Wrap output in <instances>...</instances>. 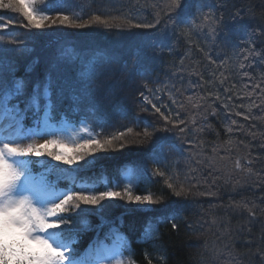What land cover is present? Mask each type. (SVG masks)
Instances as JSON below:
<instances>
[{
  "label": "trees",
  "instance_id": "trees-1",
  "mask_svg": "<svg viewBox=\"0 0 264 264\" xmlns=\"http://www.w3.org/2000/svg\"><path fill=\"white\" fill-rule=\"evenodd\" d=\"M122 1L127 2L126 0H64L65 6L60 7L57 0H50L56 7L57 13L80 12L85 21L92 13L126 14L134 22L153 20L155 11L153 5L157 4L155 0H135L129 5L121 3ZM202 2L211 3V12L218 21L214 40L212 35H209L208 28L196 35L200 47L187 44L179 31H174L171 26L163 28V21L158 25L159 34L156 29L149 31L129 29L126 26L68 28L46 25L43 29L28 30L13 25L7 30L26 33L17 36L16 39L22 41L20 46L29 48L30 52L2 54L4 61L2 71L6 82L11 84L13 79H22L26 82V92L30 94L37 82L51 75L57 90L59 87L64 88L60 111L68 112L70 117L73 90L75 89L78 94L79 89L84 85L78 82V72L81 68L79 60L73 65L59 63L57 58L60 51L65 47H71L81 53L85 60L91 59L98 51L105 53L107 59L99 63L96 78L89 85L96 117L99 119L93 121L88 118V124L92 131L99 132L101 131L99 120L107 121L103 128L104 135L99 138L101 142L109 139V133L115 129L126 130L124 125L129 123L134 128V132L129 133L123 142L113 141L106 150L85 155L76 165H64L51 160L50 157L40 159L48 160L52 165L59 164L61 168H84L85 170L78 174L87 179L103 174L109 178L111 184H118L115 191H120L122 194L125 189L124 177L119 167L130 166L136 170H143L134 176L133 195H152L154 200L159 201L158 203L143 209L140 204L129 202L126 198L105 199L100 201L99 205H81L86 211L81 213L80 210H76L80 214L69 225V228L76 230V233L82 236L84 244H86L85 236L92 234L93 229L101 225H120L121 230L127 234L133 244L131 254L128 255L131 259L129 264H149V262L151 264H221L228 261H231V264H259L258 258H255L256 253L259 248H264V214L257 211L256 215L250 218L243 207H229L226 202L228 200L224 202L219 192L220 189L225 188V182L230 184L232 191L238 195L233 205L247 204L249 208L255 205L257 209H264V190L259 188L260 186L264 188L263 169H258L254 173H241L240 177L236 176L237 178H231L224 170L217 171L216 176L213 173L209 175L211 169L204 170L203 179L207 182L205 185L211 187L210 181L215 182L211 190L216 192V195L206 196L210 199L208 202L202 201L198 194L176 196L174 190L167 186L165 177L152 175L153 170L160 167L166 175L171 176L172 173L167 171V168L174 164V169L181 171L180 179L173 182L175 190L178 191L180 186L189 187L183 176L187 170L184 161L188 156L182 159L179 151L171 152L168 156V145L176 144V140L168 137L169 132L156 131L147 138L142 135L145 126L162 124V121H158L150 114V106H148L149 112L140 111L142 100L140 93L147 94L144 88L145 82L152 88L167 84L172 94L186 104L187 110L181 112V118H184V112L198 116L195 110L198 108L193 107V104L198 102L202 106L210 104L215 108L217 114L208 115L207 120L218 117L220 120L216 125L235 120L237 123L234 125L239 128V132L236 136L231 133L218 135L223 136L221 139L225 142L222 143L223 145H215L218 146V151L233 152L232 155H241L245 158L250 155L257 156V153L252 152L258 149L256 142L250 143L248 140H264V112L256 107L261 103L264 94L260 89L253 87L254 84L259 83L261 88H264V0H183L178 10L181 24L198 15L197 8ZM160 3H163V0H160ZM203 12L207 14L209 9L204 8ZM0 16L22 20V17L10 11L0 10ZM5 47L11 48L9 45ZM200 48H204V52H201ZM252 48L259 55L252 56L246 51H241ZM245 55L248 59H244ZM209 57L216 63H211ZM224 61L226 63H223ZM127 63L129 64L126 65ZM54 64L57 66L53 67ZM241 64L244 67H241ZM221 80L224 81L223 85L220 83ZM225 88H230L231 91L226 93ZM217 92L221 95V101L230 105L233 113L240 112L241 115L233 114L229 118L222 103L214 101V98L209 96L210 93ZM249 92L253 95L248 96ZM189 96L193 97L191 104L187 101ZM200 97H208V99L203 101L199 99ZM229 97L230 99H227ZM24 99L26 97L20 98L21 101ZM161 100L175 109L168 99L167 91L161 94ZM241 104L243 107H239ZM20 107L24 108L22 102ZM122 109L129 113L128 119L121 117ZM249 109L256 119L244 120L243 117L249 114ZM84 115L81 113L74 117L75 121L79 123L81 116ZM133 117H139L141 122L139 127L133 125L136 123ZM32 122L29 113L25 123L30 125ZM205 122L199 119L197 126ZM248 125H256L263 132L249 133V127H246ZM149 131H152L151 127ZM135 132H141V135L137 136ZM205 137L204 131L193 132L190 129L187 134V140L192 144L201 141L214 144V141H206ZM153 138L160 140L154 141ZM141 140L142 143L139 142ZM161 144L164 145V150L162 154L158 153V156L167 157L168 167L156 164L151 159L154 149ZM231 154L228 157H231ZM258 157L263 160L261 155ZM262 163L264 165V160ZM227 169L233 167L227 164ZM30 171L32 175V173L44 172L45 169L39 164H32ZM192 175L200 174L192 173ZM249 178L255 183H245ZM47 180L49 184H56L57 189L62 186L61 184L67 183L65 180L57 181L56 176L51 173L48 174ZM237 181L240 183L238 184ZM201 188H205L204 184L200 186V191ZM101 191L104 190H98L94 194L98 195ZM209 202L214 203V206ZM84 223L88 226H84ZM173 224L176 227H173ZM78 229L83 231L79 233ZM210 229L215 238L216 249L209 252L205 249L209 237H204V234ZM228 243L233 246L232 256L227 255L225 247ZM238 256L242 260L232 258Z\"/></svg>",
  "mask_w": 264,
  "mask_h": 264
},
{
  "label": "snow or ice",
  "instance_id": "snow-or-ice-1",
  "mask_svg": "<svg viewBox=\"0 0 264 264\" xmlns=\"http://www.w3.org/2000/svg\"><path fill=\"white\" fill-rule=\"evenodd\" d=\"M183 0H163V3L154 4V18L152 21L134 22L126 14L112 15L108 13H92L85 21L80 12H72L71 14L60 13L53 16L50 9L53 4L50 0H0V10L10 11L22 17V20H13L9 17L0 16V264H82L75 258V250L66 243L70 239L72 229L69 228L70 223L81 213L86 211L81 205H99L100 201L118 197L127 199L129 202L138 204L152 205L158 203L152 195H133L129 187H125L123 194L120 191L106 190L101 191L98 195L92 192L81 191L86 188L85 184H78V173L84 171V168H61L59 164L52 165L50 161L44 159H33L50 157L51 160L58 161L64 165H76L83 160L85 155H92L97 151L106 150L111 146L113 141L120 140L123 142L129 133L134 132L133 127H127L126 130L115 129L109 133L110 138L101 142L97 137L103 136V128L107 123L106 120H99L101 131L92 134L88 118L93 121L99 119L96 117V108L91 99L89 85L95 80L97 75V66L107 57L102 51H98L92 55V58L85 60L81 53L71 47H65L60 51L57 58L59 63L73 65L77 60L80 63L78 72V82L83 83L78 91L73 90L71 96L72 106L68 112L60 111V102L64 97V88L57 86L51 75L45 77L43 81L36 83L31 93L26 92V82L22 79H13L8 84L3 75V58L2 54L7 52H18L26 54L30 52L27 47H21L22 41L16 39L17 36L26 33L7 31L13 25L24 29H43L45 26H63L85 28L92 26H103L105 28H123L128 27L144 30L156 29L157 34L160 32L158 25L162 24L163 28L171 26L174 31L178 30L180 36L185 38V42L189 45L200 47L197 42L196 35L201 33L203 29H209V35L215 39L216 25L218 18L214 17L211 3L202 2L198 5V15L186 20L183 24L178 19V10L182 6ZM60 7H64V0H57ZM47 5V9L44 7ZM204 8H208L209 12L205 14ZM83 9H81L82 11ZM239 16V13H237ZM12 37L9 39V37ZM5 45H14L13 48H7ZM204 52V48H200ZM252 56L259 55L252 49H243ZM244 59H248L245 55ZM211 63H216L209 57ZM223 63H226L224 61ZM57 65H53L56 67ZM222 66V65H221ZM241 67H244L241 64ZM223 75V73H221ZM226 79V78H225ZM207 83V82H205ZM223 85L224 81H220ZM254 88L260 89L264 94V88L261 84L253 85ZM146 92H141L142 97L140 111L149 112L158 121H162L160 126L155 124L147 125L143 128L142 135L147 138L156 131L176 132L183 143H188L187 134L190 129L193 132H203L211 128L210 123H200L199 126L197 116L188 113V117L181 118V112L186 111V104L178 100L169 90L167 84H163L156 88L149 87L148 83H144ZM167 91L168 99L171 101L175 109L169 107L161 100V94ZM224 91L230 92V88ZM248 96L253 93H247ZM210 97L214 101H220L229 118L234 114L240 116V112H232L230 105L221 101V95L210 93ZM21 97H26L23 101ZM200 100L206 101L208 97H200ZM227 99H230L227 98ZM188 103L193 102V97H187ZM24 104V108L20 107V103ZM83 106V107H82ZM195 108L203 107V111L197 115L201 121H207L208 115H216V110L212 105L202 106L200 103L193 104ZM243 107V105H239ZM256 107L264 112V98ZM163 109V110H162ZM178 109V110H177ZM31 113L32 126H27L25 120L29 118ZM84 113L79 123L80 128L75 125L74 117ZM123 119L129 118L126 110H121ZM244 120L256 119L249 114L244 115ZM139 127V117L132 118ZM232 124H236L235 120H231ZM149 127L152 131H149ZM231 133L233 129H226ZM86 133V135H81ZM140 136L141 132H135ZM254 135V134H253ZM79 137V138H77ZM42 141V142H40ZM139 142H143L142 140ZM231 143V140H229ZM200 148L199 153H189V157L184 161L187 170L183 173L184 179L188 182L189 187L180 186L176 191L174 181L180 179L181 174L173 171L174 164L169 167L172 175L168 176L160 167H156L152 175L165 177V182L169 188H172L176 196L188 195H208L215 196L216 192L208 186L204 191L199 188L207 182L203 179V171L211 169V175L215 171L224 170L231 175V171L227 169V160L229 157L220 156L218 146L213 147V156L208 157V163L205 164L203 159L196 161L198 165H202L203 169L193 167L191 160L203 153V141L200 144H192V148ZM169 155L174 151H182L175 144L168 145ZM164 145L161 144L152 153L151 159L156 164H167V157L157 153H163ZM251 163V161H249ZM39 164L45 169L41 173L38 180L32 177L30 166ZM86 167V166H85ZM233 168L244 171L239 159L233 161ZM143 170L129 168L126 175L129 180L138 175ZM251 173V169H247ZM54 174L57 181L65 180L69 182V190L67 192L58 191L56 184H49L47 180L48 174ZM192 173H199V176H193ZM255 183L249 178L245 183ZM214 183V181H213ZM239 184L240 182L237 181ZM242 186V185H241ZM68 187V185H66ZM195 189L196 191H193ZM229 207H243L249 217H254L257 211L264 214V209H257L255 205L249 208L247 204L229 205ZM173 227H176L173 224ZM255 247V245H249ZM259 264H264V248H259L256 253ZM151 264V262H149ZM221 264H231V261L221 262Z\"/></svg>",
  "mask_w": 264,
  "mask_h": 264
},
{
  "label": "bare ground",
  "instance_id": "bare-ground-1",
  "mask_svg": "<svg viewBox=\"0 0 264 264\" xmlns=\"http://www.w3.org/2000/svg\"><path fill=\"white\" fill-rule=\"evenodd\" d=\"M128 64L129 63H127L126 65H128ZM195 110H196V112L198 114V113H200V112L203 111V108H198V109H195ZM183 117L184 118H187L188 117V112H184L183 113ZM197 119L199 121L200 117L197 116ZM219 120L220 119L218 117H215V118L208 119L205 122V123H210L211 124V128L210 129H206L204 131L205 134H206L205 140L206 141L207 140L214 141V144L203 143V153H202V155H198V156H196L195 158H193L191 160V164H192L193 167L201 168L202 165H198L196 163V161L199 160V159H203L205 161V164L208 163L207 158L214 155V153L212 151L213 147H215V145H223L222 143H225L221 139V138H223V136H218V135H220V134H223L224 135V134L228 133L226 131V129L228 127H231L233 129V131L231 132V134H234L235 136L237 135V132H239V128L237 126H235L234 124L229 123V122H220L218 125H216V123H218ZM129 124H131V123H129ZM129 124L124 125V128L127 129V127H132V125H129ZM133 125H136V123L133 124ZM246 127H249V133H260V132H263V130L260 129L256 125H248ZM244 128L245 127H243V129ZM165 133H168V132H165ZM168 137H170V139L176 140V144L175 145L177 146L178 149H182V151H179L181 153V155H182L181 156L182 159H186L187 156L189 157V153L190 152H192V153H199L201 151L199 147H197L196 150H195V148H192V143H190L189 141H188V143H189V147H188V143H183L181 141V139L179 138V134L176 133V132H174V131L173 132H169V136ZM209 137H211V138H209ZM153 140L155 141V140H160V139L159 138H153ZM189 140H190V137H189ZM248 141H250V143L256 142V145L258 146L256 148H258V149L257 150H254L252 152L255 153V154L257 153L256 154L257 156L250 155V157H246L245 158V157H241V155L240 156L232 155L231 153H233V152H225V151L222 152V151H219V155L222 156V157L223 156H227L228 157L231 154V157H229L228 162H227L228 165H230V166L233 167V161L239 159L240 162H241V165L244 166V171H241L240 169H234V168L233 169H229L231 171V175H230L231 178L232 177L233 178L240 177L241 176V173H249L247 171V169H249V168L251 169V173H254L258 169H263L264 170V165L262 163V161L264 160V140H259V139L253 140L252 139V140H248ZM197 144H200V143L198 142ZM147 148H149V147H146V149ZM248 151H249V149H248ZM157 155H158V153H157ZM258 155H261V157H263V160L260 157H258ZM168 156H169V154H168ZM249 161H251V163H249ZM162 165L165 166V167H168L169 166V163L168 162H167V164H163L162 163ZM169 167L167 168V171H169V172L172 173V171L169 170ZM207 170L210 171V169H207ZM123 171L125 173H127L128 168H123ZM173 171H175L177 173H180L181 172V171L179 172L178 169H174V168H173ZM193 174H197V173H193ZM213 175L216 176L217 175V171H215L213 173ZM213 181L214 180H211L210 181L211 187L215 186V182L213 183ZM230 181H231V179H230ZM224 185H225V188L219 190L220 195H221L220 198L224 202L226 200H228V201H226L227 204L233 205V202H235L234 201L235 200V197H238V195L232 191L230 184H227V183L224 182ZM260 185H262V184H260ZM204 187L206 188L208 186L204 184ZM205 188H201L202 191H204ZM259 188L262 189V190H264L263 186L262 187L260 186ZM255 193L257 195L259 194L258 191H256ZM223 195H224V198H223ZM206 196H208V195H204V196H201L200 195V198L202 199V201H207V202L210 201V199H208ZM210 204L212 206H214V203H210ZM263 206H264V203H263ZM212 233L213 232L210 229V231H207L204 234V237H206V238L209 237L208 243L206 244V248H205L209 252L212 251V250H214V249H216L214 247L215 246V243H214L215 242V238H214V235ZM225 248L227 249V255L228 256H232L233 255V253H232L233 246H230V244L228 243L227 244V247H225ZM149 257H150V255H149Z\"/></svg>",
  "mask_w": 264,
  "mask_h": 264
},
{
  "label": "rangeland",
  "instance_id": "rangeland-1",
  "mask_svg": "<svg viewBox=\"0 0 264 264\" xmlns=\"http://www.w3.org/2000/svg\"><path fill=\"white\" fill-rule=\"evenodd\" d=\"M127 2H121V3H124L126 5H129V4H133L135 2V0H126ZM141 1V0H140ZM155 2L157 3H160V0H155ZM186 94H189V93H186ZM186 101V100H185ZM80 126H78L77 128H80ZM81 135H86V133H81ZM79 138V137H77ZM42 142V141H40ZM80 175V174H79ZM81 180L82 181H85L83 176H81ZM143 207H145L146 205L148 206V204H140ZM143 209H146V208H143ZM118 240H120L118 238ZM121 253H120V244L118 242H115L114 244H107V243H104L102 244V246L100 248H98V250L96 251V258L98 260V264H120L121 262ZM233 259H237V258H241L240 256L238 257H232ZM257 258V257H255ZM242 260V258H241Z\"/></svg>",
  "mask_w": 264,
  "mask_h": 264
}]
</instances>
